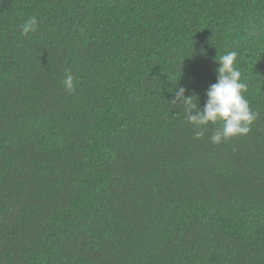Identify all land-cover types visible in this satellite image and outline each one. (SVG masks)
Instances as JSON below:
<instances>
[{
	"label": "trees",
	"instance_id": "trees-1",
	"mask_svg": "<svg viewBox=\"0 0 264 264\" xmlns=\"http://www.w3.org/2000/svg\"><path fill=\"white\" fill-rule=\"evenodd\" d=\"M229 51L257 116L214 144L171 100ZM0 264H264V0H0Z\"/></svg>",
	"mask_w": 264,
	"mask_h": 264
},
{
	"label": "clouds",
	"instance_id": "clouds-1",
	"mask_svg": "<svg viewBox=\"0 0 264 264\" xmlns=\"http://www.w3.org/2000/svg\"><path fill=\"white\" fill-rule=\"evenodd\" d=\"M37 26V18L30 17L22 25V35L27 36L30 32L36 31ZM215 60L219 64L217 82L206 89L207 100L202 109L199 107V96L186 95L187 89L183 86L178 87L171 101L176 103L177 107L182 106L186 120L197 128L219 122L221 127L210 137L212 143L219 144L235 136L246 135L257 114L244 95L248 91V86L242 82L238 53L229 51L224 55H218ZM63 83L69 91L74 90V77L71 73L67 74ZM194 96L198 97V103L194 102ZM195 135L200 138L204 133L200 131Z\"/></svg>",
	"mask_w": 264,
	"mask_h": 264
}]
</instances>
